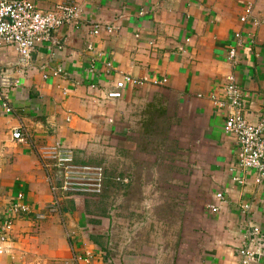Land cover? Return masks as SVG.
Instances as JSON below:
<instances>
[{"label":"crops","instance_id":"crops-1","mask_svg":"<svg viewBox=\"0 0 264 264\" xmlns=\"http://www.w3.org/2000/svg\"><path fill=\"white\" fill-rule=\"evenodd\" d=\"M32 1L43 11L72 1L81 14L35 48L23 75L15 48L0 46V71L19 81L12 111L0 102V219L19 192L31 210L0 240V264H236L250 224L264 235V181L252 170L232 180L237 144L211 96L233 74L247 120L264 123V0ZM93 23L115 29L93 35ZM123 74L146 80L109 97ZM56 143L109 181L101 194L62 195L50 213L53 169L37 150Z\"/></svg>","mask_w":264,"mask_h":264},{"label":"built area","instance_id":"built-area-1","mask_svg":"<svg viewBox=\"0 0 264 264\" xmlns=\"http://www.w3.org/2000/svg\"><path fill=\"white\" fill-rule=\"evenodd\" d=\"M251 13V7L244 9L239 17L245 22ZM81 8L72 1L57 2L48 11L41 10L32 0H0V46L8 45L18 53L23 75L25 70L34 67L32 54L35 48L50 41L52 33L64 24L79 22ZM90 32L98 35L101 30L107 33L114 31V24L106 23L90 25ZM235 37L240 40V34ZM239 45V43H237ZM92 46L89 44L88 46ZM227 59L237 63L236 46L227 51ZM57 74L56 71L53 72ZM44 77L47 75L44 74ZM146 78H135L130 74H123L115 83V89L108 92L109 97H120L122 90L128 85L137 86ZM166 78L153 80V83H165ZM19 84L17 78H12L5 71H0V102L6 112H11L8 91ZM214 104L224 110L223 132L234 138L237 146L236 158L230 171L234 173L232 180L238 184L245 182V177L239 172L252 170L259 180L264 181V123L253 124L246 118V100L243 89L238 86L233 74H227L220 84V95L212 94ZM12 138L24 142L26 134L20 128H14ZM39 160L44 168L53 169L50 181L52 191L51 206L56 209L59 199L68 193L100 194L103 191L105 169L101 165L80 163L76 160L73 148L64 144L43 145L37 150ZM215 198L224 201L223 193L216 192ZM212 211H217L215 205H210ZM242 212H247L250 204L241 203ZM59 209V207H58ZM30 206L24 201L23 192H19L10 202L6 213L0 219V240L6 241L15 219L30 212ZM37 216H42L37 214ZM236 264H258L264 254V235L261 228L250 224L242 243L235 247Z\"/></svg>","mask_w":264,"mask_h":264},{"label":"trees","instance_id":"trees-1","mask_svg":"<svg viewBox=\"0 0 264 264\" xmlns=\"http://www.w3.org/2000/svg\"><path fill=\"white\" fill-rule=\"evenodd\" d=\"M106 171V170H105ZM109 174H107L106 172H105V180H104V187H103V191L106 189V187L108 186V181H109V176H108ZM102 191V192H103ZM69 194V193H68ZM70 194H79V193H70ZM101 194V193H100Z\"/></svg>","mask_w":264,"mask_h":264},{"label":"rangeland","instance_id":"rangeland-1","mask_svg":"<svg viewBox=\"0 0 264 264\" xmlns=\"http://www.w3.org/2000/svg\"><path fill=\"white\" fill-rule=\"evenodd\" d=\"M81 163V162H80ZM94 165H98V164H94ZM59 201H60V199H59ZM59 207V206H58ZM58 207L56 208V209H53L52 208V206L51 205H49V211H50V213H57V211H58ZM38 218H39V216H37ZM40 217H42L43 218V216H40ZM37 218V219H38Z\"/></svg>","mask_w":264,"mask_h":264}]
</instances>
